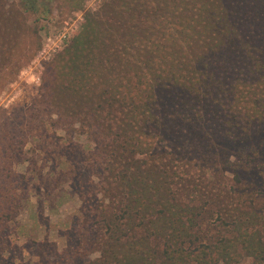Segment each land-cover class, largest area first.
Instances as JSON below:
<instances>
[{"label": "trees", "instance_id": "trees-1", "mask_svg": "<svg viewBox=\"0 0 264 264\" xmlns=\"http://www.w3.org/2000/svg\"><path fill=\"white\" fill-rule=\"evenodd\" d=\"M48 1L18 4L44 16ZM50 71L43 102L96 145L91 264H264V0H104ZM14 116L0 122L3 206L27 143Z\"/></svg>", "mask_w": 264, "mask_h": 264}, {"label": "rangeland", "instance_id": "rangeland-1", "mask_svg": "<svg viewBox=\"0 0 264 264\" xmlns=\"http://www.w3.org/2000/svg\"><path fill=\"white\" fill-rule=\"evenodd\" d=\"M103 1L50 0L49 12L42 16L26 11L18 0H0V113L4 114L0 122L12 114L22 118L17 127L27 128L24 154L12 158L24 157L13 170L18 184L10 188V203L6 199L0 205V212H7L0 223V264H91L100 257L92 238L95 209L102 204L97 186L100 167L92 159L96 145L89 134H82L78 123L66 122L65 115L60 117L43 102V95L54 73H47L49 64L79 32L86 13L97 11ZM201 141L194 139L184 146L197 151L217 147L220 154L229 153L231 161L241 154L240 147L227 139L215 147ZM259 150L264 161V147ZM224 171L227 184L238 185L234 173ZM20 175L26 176V182L16 191ZM240 175L252 179L245 168Z\"/></svg>", "mask_w": 264, "mask_h": 264}]
</instances>
